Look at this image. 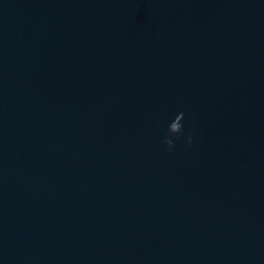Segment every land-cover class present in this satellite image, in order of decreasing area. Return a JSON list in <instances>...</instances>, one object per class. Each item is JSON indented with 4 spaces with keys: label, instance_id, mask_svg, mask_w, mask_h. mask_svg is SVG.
Returning a JSON list of instances; mask_svg holds the SVG:
<instances>
[{
    "label": "water",
    "instance_id": "water-1",
    "mask_svg": "<svg viewBox=\"0 0 264 264\" xmlns=\"http://www.w3.org/2000/svg\"><path fill=\"white\" fill-rule=\"evenodd\" d=\"M0 264H264V0H0Z\"/></svg>",
    "mask_w": 264,
    "mask_h": 264
},
{
    "label": "clouds",
    "instance_id": "clouds-1",
    "mask_svg": "<svg viewBox=\"0 0 264 264\" xmlns=\"http://www.w3.org/2000/svg\"><path fill=\"white\" fill-rule=\"evenodd\" d=\"M184 117V112H178L168 124V134L163 138V144L167 146L168 150H172L176 146V140L184 135ZM191 143L192 134L189 133L187 136V144L190 146Z\"/></svg>",
    "mask_w": 264,
    "mask_h": 264
}]
</instances>
